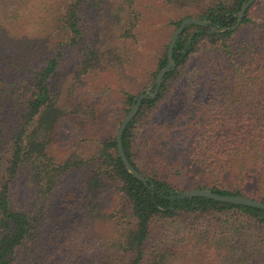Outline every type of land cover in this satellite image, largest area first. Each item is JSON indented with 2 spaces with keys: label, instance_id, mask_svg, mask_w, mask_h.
<instances>
[{
  "label": "trees",
  "instance_id": "obj_1",
  "mask_svg": "<svg viewBox=\"0 0 264 264\" xmlns=\"http://www.w3.org/2000/svg\"><path fill=\"white\" fill-rule=\"evenodd\" d=\"M166 1L181 9L173 29L207 23L179 32L175 67L122 132L144 182L103 115L72 101L90 69L138 40L136 0H0V264H264V208L177 196L205 187L264 201V0L219 30L245 0ZM124 95L126 112L136 93Z\"/></svg>",
  "mask_w": 264,
  "mask_h": 264
},
{
  "label": "rangeland",
  "instance_id": "obj_2",
  "mask_svg": "<svg viewBox=\"0 0 264 264\" xmlns=\"http://www.w3.org/2000/svg\"><path fill=\"white\" fill-rule=\"evenodd\" d=\"M136 2L142 13L137 25L138 40L124 55H120L119 61L113 59L103 68L90 69L83 76V80L72 88V101L74 104L80 103L82 114L87 116L90 114L89 109L91 111L94 108L96 115H103L105 118L107 126L105 128H109L114 133L127 112L123 107L124 94L126 92L137 94L140 91L137 89L142 85H147L144 89L150 86L147 83L149 74L156 65L157 53L164 43L169 42L174 31L169 19L181 11L172 7L166 0H136ZM64 127L63 132L68 134L74 128V124L67 121L64 122ZM67 146V143L62 142L59 152L63 154L69 152ZM193 180L181 179L180 185L186 187L193 183ZM104 195L105 201L111 207L116 199L113 188L104 189ZM183 228L184 226L181 229ZM188 236L184 234V238Z\"/></svg>",
  "mask_w": 264,
  "mask_h": 264
},
{
  "label": "water",
  "instance_id": "obj_3",
  "mask_svg": "<svg viewBox=\"0 0 264 264\" xmlns=\"http://www.w3.org/2000/svg\"><path fill=\"white\" fill-rule=\"evenodd\" d=\"M254 0H245L241 5L239 10L236 12L237 14V20L229 26H223L219 29H234L236 28L241 19H242V15L245 11V9L253 2ZM190 23H198V24H206L207 20L205 19H200V18H196V17H192V16H188L185 17L184 19L181 20V22L178 24V26L174 29V31L171 34L170 40L168 42L167 45V59H166V63L164 66H162L157 74L156 77L154 79V85H150L149 87L139 91L134 99L131 102V105L129 107V109L127 110V112L125 113V115L123 116V118L121 119L116 134H115V140H116V147H117V152L124 164V167L135 177L143 180L144 182H146V180L148 179V176L142 172H140L138 169H136L128 160L123 146H122V141H121V137H122V132L126 126V124L128 123V121L135 115V113L137 112L141 100L143 98L149 97V98H153L155 97V95L158 92L159 86L161 84V82L163 81V77L164 74L173 69L176 65V61L173 57V46L174 43L176 41V38L179 34V32L188 24ZM177 196H181V197H192V196H204V197H208V198H212L215 200H221V201H226V202H232V203H237V204H247V205H252V206H259L264 208V201H261L259 199H255L243 194H223V193H219L216 191H213L211 189L205 188V187H193V188H189V189H185L181 192H179L177 194Z\"/></svg>",
  "mask_w": 264,
  "mask_h": 264
}]
</instances>
